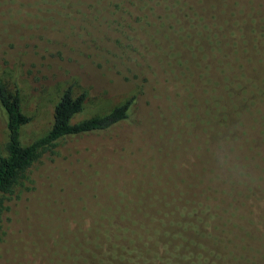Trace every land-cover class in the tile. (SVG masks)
I'll use <instances>...</instances> for the list:
<instances>
[{
  "label": "trees",
  "instance_id": "obj_1",
  "mask_svg": "<svg viewBox=\"0 0 264 264\" xmlns=\"http://www.w3.org/2000/svg\"><path fill=\"white\" fill-rule=\"evenodd\" d=\"M218 1L226 4L206 9L191 2L185 6L184 0H28V10L13 20L17 31L38 29L46 44L77 39L90 58L98 51L99 60L124 57L142 82L139 93L108 113L77 123L71 120L83 111L87 94L74 96L69 85L54 107L51 128L24 145L20 131L31 116L22 110L18 89L10 92L0 80L8 132L5 154H0V212L9 209L7 202L20 200L21 181L44 152L71 137L94 138L106 147L137 115L146 89L159 93L164 87L185 108L179 114V108L172 109L169 117H206L201 134L187 133L182 145L172 136L177 148L186 147L168 167L169 201L147 199L134 188L122 195L117 214L87 216L86 229L108 222V239L125 248L119 264H130L131 255L134 264H151L152 256L156 264H176L181 259L201 263L198 248H208L207 240L227 248L231 241L221 234L249 235L250 227L264 228V3L249 0L238 7L240 0H234L232 10L229 0ZM163 109L161 104L162 116ZM246 117H256L253 125L245 123ZM210 118L218 120L212 127ZM153 182L165 189L161 180ZM45 202L48 211L39 217L49 220V197ZM146 207L151 212H144ZM161 223L168 226L171 247L158 234ZM112 244L104 253L107 264L117 262Z\"/></svg>",
  "mask_w": 264,
  "mask_h": 264
},
{
  "label": "rangeland",
  "instance_id": "obj_2",
  "mask_svg": "<svg viewBox=\"0 0 264 264\" xmlns=\"http://www.w3.org/2000/svg\"><path fill=\"white\" fill-rule=\"evenodd\" d=\"M233 1L228 3L232 10L236 9ZM190 2L206 9L226 4L218 0H184V5ZM238 2V7L250 4L249 0ZM253 2L259 5L264 0ZM28 7V0H0V80L10 92L18 89L22 110L32 119L21 128L22 144H30L51 128L54 107L69 85L74 96L87 94L83 111L72 118V123L104 115L139 93L142 78L126 66L124 57L120 62L99 60L98 51L90 58L77 39L46 44L38 29L17 31L18 23L13 20L19 19ZM230 17L235 18L232 12ZM161 104L164 116L159 113ZM175 108L180 109L178 114L185 109L172 90L168 92L163 87L155 93L152 88L146 89L137 115L112 135L106 147L96 145L94 138L71 137L44 152L21 181L17 192H21L20 200L7 202L9 209L0 212V264H13L14 260L17 264H107L104 253L112 249V243L117 245L119 264L125 255L123 242L108 239L106 221L86 229L87 216L117 214L122 195L134 188L147 199L159 196L169 201L168 167L176 164L177 155L186 147L177 148L172 136H178L182 145L187 142V133L195 136L202 131L206 120L169 117ZM253 118L256 117H246L245 123L252 120L253 125ZM216 120L210 118L209 126ZM7 141L6 115L0 106V154H5ZM153 179L163 182L162 192ZM46 197L50 199L49 220L39 217L48 211ZM151 210L146 207L143 211ZM167 229V224L161 223L158 234L171 247ZM248 230L249 235L237 230L221 234L231 241L227 248L207 240L208 248H198L203 254L201 263L181 259L176 264H264V239L258 240L264 238V228ZM194 254L199 255L196 250ZM128 263L134 264V255ZM151 264H156L154 256Z\"/></svg>",
  "mask_w": 264,
  "mask_h": 264
}]
</instances>
